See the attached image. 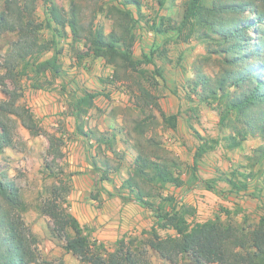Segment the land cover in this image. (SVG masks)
<instances>
[{"label": "trees", "instance_id": "trees-1", "mask_svg": "<svg viewBox=\"0 0 264 264\" xmlns=\"http://www.w3.org/2000/svg\"><path fill=\"white\" fill-rule=\"evenodd\" d=\"M49 1L47 22L40 21L37 7L40 0H0V38L13 35L7 53L0 61V155L8 148H15L19 128L33 137L46 136L48 149L45 171L54 179L51 197L39 204L40 215L52 223L51 234L63 244L66 253L73 255L79 264H155V252L163 264H264V217L254 225L236 223L233 214L223 209L226 219L217 216L205 222L195 220L196 210L178 203L171 196L155 192L169 184L181 186L180 163L155 160L145 151L146 144L159 145L155 140H137L133 170L122 187L129 189L132 198L142 208L150 210L155 219L150 230L140 234H124L112 246L96 239L93 229L83 226L71 211L69 195L72 191L73 174L68 166L64 140L47 132L33 111L22 102L24 80L35 90L52 88L62 73L61 50L57 39H62L69 28L73 44L83 43L86 52L79 54L102 58L113 67L111 79L103 82H131L137 88V106L146 113L148 108L157 110L163 122L171 129L178 126V114L167 115L158 98L147 85L155 88L156 77H161L153 56L143 53L134 58L137 42L136 26L142 14L140 0H123L122 8H111L113 29L105 33L102 28L83 30L78 0H70V10ZM160 7L164 0H158ZM130 7H135V11ZM138 13V17L134 13ZM248 13V14H247ZM162 19V18H161ZM164 19H162L163 21ZM156 35H166L170 28L150 26ZM189 28L188 41L193 34L201 40H212L215 50L208 52L221 56L220 70L210 77L196 75L193 91L219 116V126L228 130L222 140H203L196 149L193 170L196 171L204 155L218 145L236 150L250 139H260L247 159L244 169H235L227 179L228 196L245 193L249 181L255 176L254 168L264 165V0H187L179 31ZM44 29L55 33L54 39L42 35ZM254 36H250L249 33ZM85 33V34H84ZM216 37V39L214 38ZM49 53L53 55L45 58ZM250 59L252 62H247ZM153 65L150 71L145 66ZM200 89V90H199ZM99 93L85 91L73 97L72 116L77 122L76 130L90 141L104 144L113 155V141L104 134L84 130L83 121ZM152 116L135 122L133 130L144 137ZM107 180L108 176L101 178ZM206 189L220 193L215 181H205ZM147 187V188H146ZM244 195V194H243ZM27 211L22 189L16 180L3 172L0 161V264H55L45 259L41 239L26 222L22 213ZM161 231L168 234L163 236ZM172 232V233H170ZM59 264H65L63 259Z\"/></svg>", "mask_w": 264, "mask_h": 264}, {"label": "rangeland", "instance_id": "rangeland-1", "mask_svg": "<svg viewBox=\"0 0 264 264\" xmlns=\"http://www.w3.org/2000/svg\"><path fill=\"white\" fill-rule=\"evenodd\" d=\"M50 1L70 10V0ZM140 1L143 17L136 26L137 42L133 56L139 59L143 53L149 55L154 51L153 59L162 76L156 77L155 88L147 86L158 98L167 115L178 114L176 130L163 122L157 110L148 108L146 113H142L136 101L138 90L131 82H103L102 80L111 79L114 74L113 67L107 65L104 59L85 56L79 60V54L83 55L86 48L82 42L73 44L69 28L62 39H57L58 49L62 51V73L55 85L44 90L31 88L26 80L21 85L24 89L22 102L33 111L47 132L64 140L68 162L66 171L73 174L72 191L69 195L71 211L72 203L94 201L95 210L106 209V217L114 216L115 221L122 222L123 208L118 207L117 202H135L131 201L129 189L123 188L122 184L132 173L137 140H155L159 145L146 144L144 141L146 153L155 160L178 161L181 166L180 179L184 182L181 186L169 184L163 189L157 187L155 192L171 196L180 204L192 206L196 210L195 220L199 222L212 220L217 216L226 219L223 209H227L239 211L231 216L234 222L244 224L246 221V226L256 224L259 216L264 217V196L261 194L264 165L259 164L254 168L255 176L249 181L250 186L256 190L250 197V202H260L253 212L246 213L248 203L241 205L240 195L228 196L226 191L229 188L227 179L232 171L237 169L249 172L243 166L247 164L246 158L261 145L260 139H250L236 150H227L222 143L205 154L197 170H193L194 155L202 143L196 133L203 140L209 141L222 140L228 134V130L220 128L217 112L202 102L193 91V82L198 73L214 77L219 72L221 56L208 52V45L211 46L210 51L217 47L212 40L197 38L198 34H193L185 41L189 28L186 27L181 32L178 28L187 0H164L162 7L158 0ZM122 4L123 0H78L83 30H89L93 26L110 33L113 29L110 10L114 6L122 8ZM48 6V0H40L37 7V15L44 23L49 19ZM130 8L135 11V7ZM134 15L139 16L137 12ZM152 22L155 26L162 24L163 27L170 28L169 33L156 35L150 27ZM42 35L50 40L55 38L51 29H44ZM249 35L254 36L252 32ZM214 38L216 39L215 36ZM15 39L13 35L0 38V61ZM52 55L53 53H49L45 58ZM247 62L252 61L248 59ZM145 67L150 71L154 70L153 65ZM85 91L99 93V96L95 99V108L84 118V130L92 129L95 134H106L113 141L117 155H113L104 144L99 145L95 140L90 141L77 132V122L71 114V103L73 97L81 96ZM2 98L0 89V100ZM150 116L147 131L141 137L133 130L135 122ZM18 131L15 148H8L4 155H0V161L3 172L14 178L22 189L27 207L22 215L40 237L45 259L55 264H59L60 259L65 264H79L73 255L65 252L62 242L51 234L52 223L49 219L40 215L39 204L51 197L54 184V179L45 171L48 138L33 137L22 127ZM106 175L108 179L102 180ZM205 181H215L214 186L220 193L207 190ZM105 202L110 205L105 206ZM145 221V225L140 227L127 225L129 231L121 236L150 230L155 222L150 210H146ZM161 234L166 236L168 232L161 231ZM106 244L109 247L113 245ZM152 257L155 264L164 263L155 252Z\"/></svg>", "mask_w": 264, "mask_h": 264}, {"label": "crops", "instance_id": "crops-1", "mask_svg": "<svg viewBox=\"0 0 264 264\" xmlns=\"http://www.w3.org/2000/svg\"><path fill=\"white\" fill-rule=\"evenodd\" d=\"M254 191L256 190L250 186L245 193L240 194L239 202L241 205H246L248 203L246 213L253 212L258 206L257 203H260L259 200L256 201V199H254L256 202H250V197H252ZM261 194L264 196V185L261 187ZM117 203L118 207L123 208L122 222L115 221L114 216L106 217V209L95 210L93 206L94 201L87 203H72V213L83 226H88L94 229L93 235L98 240L114 244L120 238L121 234L129 231L127 225L140 227L144 226L146 222V210L138 203ZM104 204L105 206L110 205V203L107 202ZM260 218H262V216H259V219Z\"/></svg>", "mask_w": 264, "mask_h": 264}]
</instances>
